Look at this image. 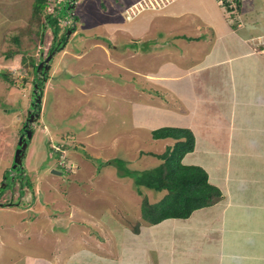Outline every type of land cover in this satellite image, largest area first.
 Segmentation results:
<instances>
[{
	"label": "rangeland",
	"instance_id": "374dc122",
	"mask_svg": "<svg viewBox=\"0 0 264 264\" xmlns=\"http://www.w3.org/2000/svg\"><path fill=\"white\" fill-rule=\"evenodd\" d=\"M136 1L67 0L60 15L74 12L75 31L69 33L71 26L58 18L41 33L40 19L31 23L33 0H0V201L9 203L0 205V264H105L98 263V253L111 258L114 228H122L123 239V229L129 232L142 220L144 196L157 202L166 194L137 186L134 173H125L158 165L156 154L169 142L153 137L166 127L165 118L135 90V83L145 86L146 68L160 62L153 53L157 43L173 45L160 27L168 8H146L128 18ZM216 1L229 21L242 23L240 10L250 0H239L237 7ZM65 32L63 49L50 59L23 165L11 171L42 76L34 65L54 42L61 44Z\"/></svg>",
	"mask_w": 264,
	"mask_h": 264
},
{
	"label": "crops",
	"instance_id": "0c3cea01",
	"mask_svg": "<svg viewBox=\"0 0 264 264\" xmlns=\"http://www.w3.org/2000/svg\"><path fill=\"white\" fill-rule=\"evenodd\" d=\"M166 7L163 38L177 47L157 43L160 62L146 68L145 86L134 81L137 97L146 94L161 124L192 130L195 147L182 162L203 167L222 196L186 218L139 220V231L123 229V239L114 228L117 245L111 258L98 253V263L264 264V6L242 5L240 25L216 0Z\"/></svg>",
	"mask_w": 264,
	"mask_h": 264
},
{
	"label": "trees",
	"instance_id": "16d2710c",
	"mask_svg": "<svg viewBox=\"0 0 264 264\" xmlns=\"http://www.w3.org/2000/svg\"><path fill=\"white\" fill-rule=\"evenodd\" d=\"M46 5L47 0H33L31 23L37 22L40 19L41 33L45 31V26L48 23L54 22V19H56L45 12ZM43 13L44 16L42 15ZM43 17L44 21H41ZM31 28L32 24L26 30L30 31ZM70 28L71 32L75 31V27ZM20 29L23 32V28ZM55 31L54 38L59 35ZM67 36L65 32L61 39H59L61 41L59 45L54 42L50 52L55 48L58 50L63 49L62 46L67 41ZM14 37L20 42L18 35ZM12 54L15 55L17 52L12 51ZM38 65L39 62L34 65L37 76L41 74L47 80L48 70L44 74L43 72H38ZM153 137L156 139L171 137L176 141L173 145H169L164 152L156 154L162 161L155 167L147 169L142 173L140 171H133L130 168L126 172L124 171L126 174L134 173V180L137 186L144 185L156 191H167L164 197L157 202H151L148 197L144 196L141 203L143 220L149 224H156L170 217L186 218L195 209L211 205L221 198V190L209 181L208 173L203 167L187 165L182 162L184 155L193 151L195 147V136L191 129L169 126L161 127L153 131ZM57 155L61 157L60 152ZM2 187L0 186V190ZM140 224L141 221L136 223L134 227L135 232L139 231Z\"/></svg>",
	"mask_w": 264,
	"mask_h": 264
},
{
	"label": "water",
	"instance_id": "95a60500",
	"mask_svg": "<svg viewBox=\"0 0 264 264\" xmlns=\"http://www.w3.org/2000/svg\"><path fill=\"white\" fill-rule=\"evenodd\" d=\"M76 3V1H74ZM71 32V30H69V33ZM58 51V49H54L52 52H50L46 58H44V60L39 62L37 71L38 72H43V74L49 69L50 67V59L52 58V56ZM43 69V70H42ZM38 80V79H37ZM46 78L43 77V79L41 81H37L35 84V88H34V100L32 103V108L33 110H30L27 116V119L25 121L24 124V128H23V132L19 138L18 141V147L16 149L15 152V157H14V162L12 165V169L13 170H18V166H22L23 164V160H24V156H25V151L27 149L28 146V142L32 136V130L30 128L31 125H33L38 119H39V115H40V110H41V104H42V95H43V90H44V83H45ZM36 109V111H35ZM54 173L57 174H61L62 171L59 169L54 168L53 169Z\"/></svg>",
	"mask_w": 264,
	"mask_h": 264
},
{
	"label": "built area",
	"instance_id": "2783aa9c",
	"mask_svg": "<svg viewBox=\"0 0 264 264\" xmlns=\"http://www.w3.org/2000/svg\"><path fill=\"white\" fill-rule=\"evenodd\" d=\"M67 0H47V5L45 12L47 14H50L52 17H55L56 19L60 18L59 21L62 25L69 27L74 25V19H73V14L74 12H70L71 14H67L65 16H61V8L62 5L65 6ZM174 0H140L138 1L139 4L134 2L131 4V6L127 9L128 12V18H131L139 13L140 11L146 9V8H152V9H160L165 7L167 4L171 3ZM239 0H219L220 4L228 3L230 7L234 6L237 7ZM71 15V16H69ZM56 149H59L58 147ZM59 151V150H58ZM65 154L63 155V157ZM63 161V160H61ZM60 161V162H61Z\"/></svg>",
	"mask_w": 264,
	"mask_h": 264
},
{
	"label": "flooded vegetation",
	"instance_id": "af4514ba",
	"mask_svg": "<svg viewBox=\"0 0 264 264\" xmlns=\"http://www.w3.org/2000/svg\"><path fill=\"white\" fill-rule=\"evenodd\" d=\"M42 79H43L42 76H41V78H38L39 81H41ZM38 80H36V82H37ZM30 110H33V108L31 107ZM30 110H29V111H30ZM35 111H36V109H35ZM28 113H29V112H28ZM5 203H6V202H2V201H0V205H4ZM12 203H13V202H12ZM12 203H11V204H12ZM7 204H8V203H7Z\"/></svg>",
	"mask_w": 264,
	"mask_h": 264
},
{
	"label": "bare ground",
	"instance_id": "6f19581e",
	"mask_svg": "<svg viewBox=\"0 0 264 264\" xmlns=\"http://www.w3.org/2000/svg\"><path fill=\"white\" fill-rule=\"evenodd\" d=\"M75 18H77V17H75ZM75 25H76V22H74V25H73V26L75 27ZM73 26H71V27H73ZM18 141H19V140H18ZM13 171H15V172H16V170H13ZM18 171H20V170H17V172H18ZM12 204H13V203H12ZM4 205H9V203H8V204H7V203H5Z\"/></svg>",
	"mask_w": 264,
	"mask_h": 264
},
{
	"label": "clouds",
	"instance_id": "9594fccd",
	"mask_svg": "<svg viewBox=\"0 0 264 264\" xmlns=\"http://www.w3.org/2000/svg\"><path fill=\"white\" fill-rule=\"evenodd\" d=\"M73 1H75V0H73ZM78 0H76V2H77ZM74 4H75V2H74ZM73 11V10H72Z\"/></svg>",
	"mask_w": 264,
	"mask_h": 264
}]
</instances>
